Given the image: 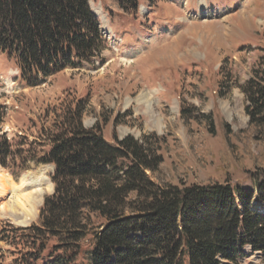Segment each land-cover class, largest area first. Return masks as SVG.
<instances>
[{
    "label": "rangeland",
    "instance_id": "374dc122",
    "mask_svg": "<svg viewBox=\"0 0 264 264\" xmlns=\"http://www.w3.org/2000/svg\"><path fill=\"white\" fill-rule=\"evenodd\" d=\"M200 1H141L139 12L129 14L115 0H89L107 42L102 61L65 69L38 86L23 83L0 52L2 133L15 142L40 143L57 113L81 100L87 105L84 127L99 126L110 143L115 135L162 139L160 171L148 173L155 183H230L255 193V200L264 142H256L248 129L241 88L264 56V0H204L203 8ZM144 94L163 120L161 129L149 127L140 102ZM42 167L30 164L16 177L3 170L16 184L25 179L27 190L36 192L33 199L41 196L34 210L32 204L25 212L15 210V217L0 214V264H42L36 255L27 261L29 247L12 241L13 231L40 223L45 199L55 191L54 167ZM9 199L0 198L1 205ZM28 210L30 221L15 224L25 221ZM83 246L77 262L89 264V243ZM240 263L264 264V258L246 248Z\"/></svg>",
    "mask_w": 264,
    "mask_h": 264
},
{
    "label": "trees",
    "instance_id": "16d2710c",
    "mask_svg": "<svg viewBox=\"0 0 264 264\" xmlns=\"http://www.w3.org/2000/svg\"><path fill=\"white\" fill-rule=\"evenodd\" d=\"M115 1L137 14L141 1L156 0ZM106 50L89 0H0V52L30 87L102 61ZM241 91L248 129L264 142V56ZM67 106L40 143L8 139L0 111V167L15 177L30 164L55 169L40 223L13 231L12 241L29 247L27 261L78 264L85 241L89 264H242L246 248L264 258L263 168L255 200L230 183L159 185L148 173L162 166L161 138L115 135L110 143L99 126L84 127L83 101Z\"/></svg>",
    "mask_w": 264,
    "mask_h": 264
},
{
    "label": "bare ground",
    "instance_id": "6f19581e",
    "mask_svg": "<svg viewBox=\"0 0 264 264\" xmlns=\"http://www.w3.org/2000/svg\"><path fill=\"white\" fill-rule=\"evenodd\" d=\"M204 6H206V3L204 0L200 1V8H203ZM149 97L147 96V94H144L140 100V102L143 105V108H146L147 111H145V114L147 115V118L149 119V127H154V128H159L161 129L163 127V120L160 116H158L157 118L155 117V107H153V103L150 102V100L148 99ZM51 168H53L52 166H50ZM49 166H43L42 168H50ZM20 184H16L12 181L10 175L3 171L2 169H0V198L5 197H10L9 200H7V202H5V204L1 205L2 203H0V214L1 215H5V214H11L13 217H15V212L16 211H20L22 210V212L26 211V207L28 205L33 204L32 206V210H34L35 205L38 204L39 202V198L41 196V193H39L38 196H36L35 199H33L32 197L35 195L36 192L32 191L30 192L29 190H27V183L26 180H20ZM13 196H17L16 198L12 199ZM32 199L34 201H32ZM34 202V203H33ZM259 204L255 203L254 206H256L255 208H259L257 207ZM254 209V208H253ZM260 209V208H259ZM16 210V211H15ZM28 213H26V218H23L25 221L21 222L20 220H16L15 224H17L18 226L21 225H26V223L28 221H30V217L31 214L29 212V210L27 211ZM17 213V212H16Z\"/></svg>",
    "mask_w": 264,
    "mask_h": 264
}]
</instances>
